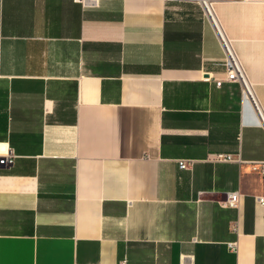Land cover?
<instances>
[{"label":"crops","instance_id":"0c3cea01","mask_svg":"<svg viewBox=\"0 0 264 264\" xmlns=\"http://www.w3.org/2000/svg\"><path fill=\"white\" fill-rule=\"evenodd\" d=\"M214 1L264 109V0ZM224 58L195 0H0V264H264V129Z\"/></svg>","mask_w":264,"mask_h":264},{"label":"built area","instance_id":"2783aa9c","mask_svg":"<svg viewBox=\"0 0 264 264\" xmlns=\"http://www.w3.org/2000/svg\"><path fill=\"white\" fill-rule=\"evenodd\" d=\"M203 8L206 17L214 25L218 38L224 49L225 58L223 61V66L225 68V79H215L218 86H222L224 82L239 83L242 89V94L244 97L250 99L256 109L258 117L260 119L261 127L264 129V109L256 95L254 85L248 76V73L236 52L233 41L226 35L222 29L218 17L215 11V1L214 0H195ZM16 160V155L13 150L8 149L4 155H0V168H11ZM219 161L232 162L234 158L230 155H220L218 157ZM237 162L242 163L243 161L239 158ZM180 169H189L192 165L191 161L180 160L178 161ZM253 170L264 178V162H254L251 164ZM241 194L238 192L229 193L225 200L220 202L221 206L224 208L238 209L241 202ZM259 202L264 204V199H259ZM231 249L236 251L237 245L231 244ZM125 264V263H122Z\"/></svg>","mask_w":264,"mask_h":264}]
</instances>
